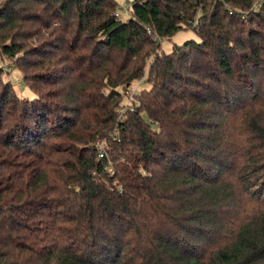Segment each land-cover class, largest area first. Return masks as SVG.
I'll return each mask as SVG.
<instances>
[{
	"label": "trees",
	"instance_id": "trees-1",
	"mask_svg": "<svg viewBox=\"0 0 264 264\" xmlns=\"http://www.w3.org/2000/svg\"><path fill=\"white\" fill-rule=\"evenodd\" d=\"M33 1L74 33L63 77L0 92V264H264V0Z\"/></svg>",
	"mask_w": 264,
	"mask_h": 264
},
{
	"label": "rangeland",
	"instance_id": "rangeland-1",
	"mask_svg": "<svg viewBox=\"0 0 264 264\" xmlns=\"http://www.w3.org/2000/svg\"><path fill=\"white\" fill-rule=\"evenodd\" d=\"M133 1L116 0L118 4L116 12H121V19L126 20L131 17L130 10H127L125 6H128L129 3L133 4ZM10 3L16 7L14 12L16 16L14 23L0 32V92L4 90L6 92L7 87H12L14 93L20 98L34 99L38 94L32 85L38 84L34 82L35 78L33 77L40 78L44 80L43 82L47 80L53 82L63 77L61 69L67 63L65 61L67 51L60 49L61 40L64 36L71 40L74 31H72L73 33L61 31L59 27L63 23L53 17L52 11L44 10V7L37 1L0 0V11H3L5 5ZM7 19L5 17L4 20ZM191 39L199 40L200 38L193 29H183L171 38H161V50L169 53L174 45H181ZM12 41L15 46L23 48L15 56L4 54L2 50L3 43L11 44ZM45 86H47V92L55 90L54 84ZM147 87L146 79L143 78L133 81L128 89L131 93L139 94ZM125 96L128 101V95ZM9 129H4V131ZM38 225L40 228L43 227L40 223ZM40 252H42L40 248L38 250L37 248H31V250L26 248L20 252V255L23 254L24 257H28V260L33 261L38 259Z\"/></svg>",
	"mask_w": 264,
	"mask_h": 264
},
{
	"label": "built area",
	"instance_id": "built-area-1",
	"mask_svg": "<svg viewBox=\"0 0 264 264\" xmlns=\"http://www.w3.org/2000/svg\"><path fill=\"white\" fill-rule=\"evenodd\" d=\"M125 8L127 9V10H130L131 8H132V4L131 3H129V5L128 6H125ZM116 15L118 16V17H121V12H119V11H117L116 12ZM149 32L151 33V30H149ZM125 95H128L127 97L129 98V102H132L134 99H135V94L134 93H131V91L129 90V89H127L126 91H125ZM133 104V103H132ZM131 106V109H133V105H130Z\"/></svg>",
	"mask_w": 264,
	"mask_h": 264
}]
</instances>
